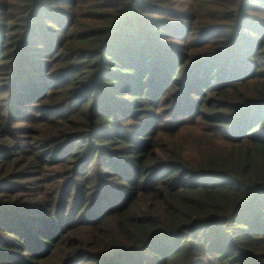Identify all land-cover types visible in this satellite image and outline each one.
<instances>
[{"label":"trees","instance_id":"trees-1","mask_svg":"<svg viewBox=\"0 0 264 264\" xmlns=\"http://www.w3.org/2000/svg\"><path fill=\"white\" fill-rule=\"evenodd\" d=\"M0 264H264V0H0Z\"/></svg>","mask_w":264,"mask_h":264}]
</instances>
